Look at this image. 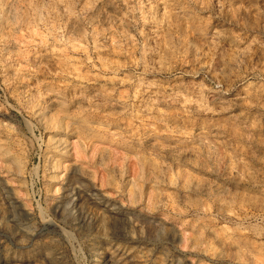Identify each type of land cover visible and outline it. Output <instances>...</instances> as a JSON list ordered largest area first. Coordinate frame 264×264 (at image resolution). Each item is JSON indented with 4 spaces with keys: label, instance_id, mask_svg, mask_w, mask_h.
Segmentation results:
<instances>
[{
    "label": "rangeland",
    "instance_id": "1",
    "mask_svg": "<svg viewBox=\"0 0 264 264\" xmlns=\"http://www.w3.org/2000/svg\"><path fill=\"white\" fill-rule=\"evenodd\" d=\"M6 1L0 264H264V71L234 48L264 50V0H162L154 25L144 0L68 22ZM23 18L36 24L13 53L1 30Z\"/></svg>",
    "mask_w": 264,
    "mask_h": 264
},
{
    "label": "bare ground",
    "instance_id": "2",
    "mask_svg": "<svg viewBox=\"0 0 264 264\" xmlns=\"http://www.w3.org/2000/svg\"><path fill=\"white\" fill-rule=\"evenodd\" d=\"M1 1V0H0ZM3 1V0H2ZM13 1H15V0H8V2L9 3H12ZM36 1V0H35ZM49 3H52V4H54V6L57 8V10H58V12L60 13V15L68 22V21H73L74 20V18L76 17V15H79V13L80 14H90V13H92L93 11H95V9L99 6V3H100V0H83V5H82V8L77 12V11H74V10H70L71 8L70 7H68L67 5H65V4H63L60 0H47ZM110 1V0H109ZM120 1V0H119ZM7 2V1H6ZM7 2V3H8ZM41 2H42V0H41ZM67 2V1H66ZM69 2V1H68ZM113 2V1H112ZM145 2V3H144ZM144 2H142V3H144L145 4V7H146V10H147V20H148V23L150 24H156V22H157V20H158V17H159V15H160V13H162V5H163V1L162 0H144ZM169 2V1H168ZM189 2H190V0H189ZM201 2V1H200ZM29 3V1L27 2V1H24L23 0V2H21V4H22V9H26L29 5H31V4H28ZM35 3V2H34ZM44 3V2H43ZM110 3V2H109ZM116 3V2H115ZM120 3H121V1H120ZM2 4V3H1ZM0 4V5H1ZM18 4V3H17ZM36 4H37V2H36ZM45 4V3H44ZM67 4H69V3H67ZM71 4V3H70ZM82 4V3H81ZM104 4V3H103ZM132 4V3H131ZM33 5V4H32ZM100 5H102V4H100ZM170 5V4H169ZM12 6V5H11ZM36 6V5H35ZM104 6V5H103ZM107 6V5H106ZM111 6H113V5H111ZM131 6V5H130ZM205 6V5H204ZM4 7V6H3ZM37 7V6H36ZM39 7V6H38ZM120 7V6H119ZM118 7V8H119ZM127 7V6H126ZM138 7V6H137ZM217 7V6H216ZM32 8L33 7H28L26 10H30L31 12H32ZM55 8V9H56ZM70 8V9H69ZM105 8V7H104ZM136 8V7H135ZM199 8H200V6H199ZM209 8V7H208ZM218 8V7H217ZM1 9V8H0ZM3 9V8H2ZM8 9V8H7ZM35 9V8H34ZM51 9V8H50ZM137 9V8H136ZM139 9H140V7H139ZM143 9V8H142ZM185 9H187V8H185ZM260 9V8H259ZM16 10V9H15ZM19 11L21 10V9H18ZM41 10V9H40ZM44 10V9H43ZM107 10H109V9H107ZM118 10V9H117ZM122 10V9H121ZM127 10V9H126ZM169 10H171V9H169ZM168 10V11H169ZM3 11V10H2ZM17 11V10H16ZM51 11V10H50ZM56 11V10H55ZM131 11V10H130ZM137 11H139V10H137ZM161 11V12H160ZM187 11H188V9H187ZM4 12V11H3ZM11 12V11H10ZM126 12H128V11H126ZM170 12V11H169ZM7 13H8V11H7ZM6 13V14H7ZM19 13V12H18ZM20 13H21V11H20ZM52 13V12H51ZM212 13V12H211ZM10 14V13H9ZM31 14V13H30ZM33 15H34V12L32 13ZM45 14V13H44ZM53 14H55V13H52V15ZM40 15V14H39ZM47 15V14H46ZM168 15V14H167ZM215 15V14H214ZM7 16H9V15H7ZM26 16V15H25ZM42 16V15H41ZM101 16H103V15H101ZM162 16H163V13H162ZM218 16V15H217ZM260 16H261V19H262V24L261 25H259V26H257L256 28H254L253 29V31L252 32H254V34H256V36H262V37H264V9H262L261 10V14H260ZM51 17H53V16H51ZM50 17V18H51ZM54 17H55V15H54ZM171 17V16H170ZM175 17H177L176 15H175ZM31 18V17H30ZM36 18H38V17H36ZM42 18V17H41ZM45 18V17H44ZM43 18V19H44ZM47 18V17H46ZM109 18V17H108ZM123 18V17H122ZM126 18V17H125ZM228 18V17H227ZM24 19V18H23ZM114 19H115V17H114ZM160 19V18H159ZM164 19V18H163ZM10 20H11V18H10ZM46 20V19H45ZM50 20H52V19H50ZM50 20H48V18H47V20L46 21H44V23L42 24V26L43 27H45L46 29H53V26L51 25V22H50ZM102 20V19H101ZM110 20H111V18H110ZM113 20V19H112ZM120 20V19H119ZM118 20V21H119ZM162 20V19H161ZM6 21V20H5ZM31 21L34 23V24H36L35 22V19L34 18H32L31 19ZM30 19L29 18H26V19H24L23 20V22H22V24L21 25H17L16 27L14 26H12V28H8L7 26V24H3V28H2V30H1V34L3 33V35H8V34H10L11 36H13V39L10 41V48L9 49H11L12 50V52L14 53H19V52H21V49L23 48V45L25 44V42H24V40L21 38V39H17V35L18 34H20L21 32H26V31H28V26H29V24H30ZM40 21V20H39ZM53 21H54V19H53ZM76 21V20H75ZM20 22V21H19ZM109 22V21H108ZM227 22V21H226ZM11 23V22H10ZM9 23V24H10ZM12 23H14V21L12 22ZM16 23V22H15ZM39 23V22H38ZM53 23V22H52ZM105 23H106V21H105ZM111 23V22H110ZM147 23V24H148ZM161 23V22H160ZM163 23V22H162ZM161 23V24H162ZM16 24H18V23H16ZM20 24V23H19ZM166 24V23H165ZM111 25V24H110ZM116 25V24H115ZM146 25V24H145ZM158 25V24H157ZM169 25V24H168ZM11 26V25H10ZM40 26V25H39ZM67 26H70V25H67ZM254 26V25H253ZM7 27V28H6ZM35 28H36V26H34ZM72 28V27H71ZM152 28H154V27H152ZM4 29H5V31H4ZM35 30H38V29H35ZM44 32H46V31H44ZM142 32V31H141ZM123 33V32H122ZM30 34V33H29ZM40 34V33H39ZM71 35V34H70ZM253 35V34H252ZM38 36H40V35H38ZM101 36V35H100ZM1 37V36H0ZM3 37V36H2ZM1 37V38H2ZM70 37V36H69ZM75 37V36H74ZM249 37V36H248ZM251 37V36H250ZM0 38V39H1ZM5 38V37H4ZM9 38V37H8ZM11 38V37H10ZM91 38H94L93 36L91 37ZM214 38H216V34L213 32L208 38H207V43L208 44H211V43H213V39ZM230 38V37H229ZM257 38V37H256ZM95 39V38H94ZM94 39L92 40V41H94ZM228 39V38H227ZM262 39V38H261ZM7 40V39H6ZM39 40V39H38ZM251 40V39H250ZM71 41V40H70ZM7 42V41H6ZM72 42V41H71ZM218 42V41H217ZM9 43V42H8ZM39 43V42H38ZM94 43V42H93ZM228 44H232V42L230 41V40H228V42H227ZM29 44V43H28ZM26 45V47L28 46L27 44H25ZM44 45V44H43ZM72 45V44H71ZM196 45V44H195ZM7 46V45H6ZM192 46V45H191ZM204 46V45H203ZM252 46V48H254V55H250L249 53L247 54L246 53V50L247 49H249L248 47H251ZM48 47V46H47ZM50 47V46H49ZM197 47H198V45H197ZM30 48V47H29ZM38 48V47H37ZM45 48V47H44ZM235 54H237L238 56H239V58H241V61H245V63L247 64V65H251V66H254L255 68H257V69H259L260 71H264V50H263V48H262V46H261V43H258L257 41H248L247 43H245V45L244 46H241V45H235ZM49 49H51V48H49ZM53 49V48H52ZM76 49V48H75ZM202 49V48H201ZM37 50V49H36ZM49 51V50H48ZM59 51V50H58ZM204 51V50H203ZM9 52V51H8ZM7 52V53H8ZM43 52V51H42ZM49 52H51V51H49ZM204 52H209V48H208V46L206 47V50L204 51ZM197 53V52H196ZM216 53V52H215ZM20 54V53H19ZM218 54V53H217ZM43 55H44V53H43ZM3 56H4V54H3ZM6 56V55H5ZM15 56V55H14ZM41 55H39V56H34V53H33V57L30 59V61H31V63L32 62H36V61H38L41 57H43V56H41ZM219 56H221V55H219ZM10 57V56H9ZM12 57V56H11ZM59 56H57V58H58ZM13 58V57H12ZM44 58V57H43ZM51 58V57H50ZM231 59V58H230ZM5 60V59H4ZM199 60V59H198ZM27 61V60H26ZM204 61V60H203ZM227 61V60H226ZM235 61V60H234ZM18 62H19V59H18ZM202 62V61H201ZM5 63V62H4ZM20 63V62H19ZM37 63V62H36ZM35 63V64H36ZM39 63V62H38ZM234 63V62H233ZM232 63V64H233ZM201 64V63H200ZM245 64V65H246ZM34 65V64H33ZM198 65V64H197ZM239 65V64H238ZM229 66V65H228ZM231 67V66H230ZM236 67V66H235ZM232 68V67H231ZM237 68V67H236ZM239 68H241L240 66H239ZM247 68V67H246ZM209 67L206 65V64H204V62H203V64H201V65H199L198 66V68H197V74H204V73H208V72H210L209 71ZM234 69V68H233ZM243 69H244V67H243ZM249 69V68H248ZM209 74V73H208ZM16 76V75H15ZM20 78V77H19ZM18 79V78H17ZM263 79V78H262ZM254 88V87H253ZM256 88V87H255ZM256 89H258V88H256ZM254 91V90H253ZM174 92V91H173ZM253 106H255V108L257 107V108H264V89L263 90H258V91H255L254 93H253ZM141 109V108H140ZM201 137V136H200ZM199 137V138H200ZM147 159V158H146ZM147 161V160H146ZM229 174V173H228ZM224 177H225V175H224ZM227 177V176H226ZM200 190V189H199Z\"/></svg>",
    "mask_w": 264,
    "mask_h": 264
}]
</instances>
